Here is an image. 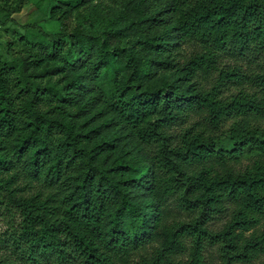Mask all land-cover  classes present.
<instances>
[{
    "label": "trees",
    "instance_id": "16d2710c",
    "mask_svg": "<svg viewBox=\"0 0 264 264\" xmlns=\"http://www.w3.org/2000/svg\"><path fill=\"white\" fill-rule=\"evenodd\" d=\"M25 3L0 264H264V0H51L55 33Z\"/></svg>",
    "mask_w": 264,
    "mask_h": 264
},
{
    "label": "rangeland",
    "instance_id": "374dc122",
    "mask_svg": "<svg viewBox=\"0 0 264 264\" xmlns=\"http://www.w3.org/2000/svg\"><path fill=\"white\" fill-rule=\"evenodd\" d=\"M75 2V1H73ZM51 0H26V3L17 11L14 12V17L21 24L27 23H39L43 28L49 32L55 33L60 30V23L57 20H50L48 18ZM86 16H76L74 21H82L83 17H87L88 13L85 12ZM28 29L19 27L14 22H9L7 25L0 24V52L4 57H12V51L7 49L4 45L7 38H11L15 32H27ZM219 147L229 148L231 143L229 140H224L218 143ZM6 225L0 221V232L5 229ZM262 259V258H261ZM252 263L259 264L260 260ZM213 264H218V260L214 261ZM240 264V263H238Z\"/></svg>",
    "mask_w": 264,
    "mask_h": 264
}]
</instances>
